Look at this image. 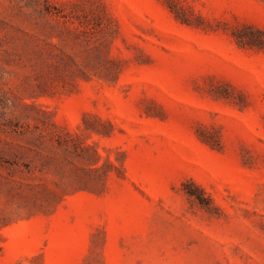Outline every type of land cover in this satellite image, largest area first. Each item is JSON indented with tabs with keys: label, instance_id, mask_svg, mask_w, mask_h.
Instances as JSON below:
<instances>
[{
	"label": "rangeland",
	"instance_id": "374dc122",
	"mask_svg": "<svg viewBox=\"0 0 264 264\" xmlns=\"http://www.w3.org/2000/svg\"><path fill=\"white\" fill-rule=\"evenodd\" d=\"M245 26L264 0H0V264H264Z\"/></svg>",
	"mask_w": 264,
	"mask_h": 264
},
{
	"label": "trees",
	"instance_id": "16d2710c",
	"mask_svg": "<svg viewBox=\"0 0 264 264\" xmlns=\"http://www.w3.org/2000/svg\"><path fill=\"white\" fill-rule=\"evenodd\" d=\"M59 16L66 18L67 20H69L70 18L72 19V17H75L72 13H63L59 14ZM81 23L84 24V22ZM234 36L240 46L264 48V30L262 29L254 28L251 26H245L241 29H237L234 33ZM108 163L113 165L110 160H108ZM187 193L191 196L196 197L199 202L202 203L200 196L201 194H195L190 190H187Z\"/></svg>",
	"mask_w": 264,
	"mask_h": 264
}]
</instances>
